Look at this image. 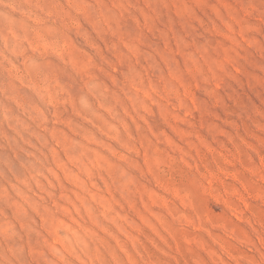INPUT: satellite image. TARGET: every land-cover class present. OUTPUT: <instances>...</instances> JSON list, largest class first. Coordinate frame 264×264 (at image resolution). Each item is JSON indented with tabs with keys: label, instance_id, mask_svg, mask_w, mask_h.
Listing matches in <instances>:
<instances>
[{
	"label": "rangeland",
	"instance_id": "rangeland-1",
	"mask_svg": "<svg viewBox=\"0 0 264 264\" xmlns=\"http://www.w3.org/2000/svg\"><path fill=\"white\" fill-rule=\"evenodd\" d=\"M0 264H264V0H0Z\"/></svg>",
	"mask_w": 264,
	"mask_h": 264
},
{
	"label": "bare ground",
	"instance_id": "bare-ground-1",
	"mask_svg": "<svg viewBox=\"0 0 264 264\" xmlns=\"http://www.w3.org/2000/svg\"><path fill=\"white\" fill-rule=\"evenodd\" d=\"M162 87V86H161ZM19 98V97H18ZM17 219V218H16Z\"/></svg>",
	"mask_w": 264,
	"mask_h": 264
}]
</instances>
